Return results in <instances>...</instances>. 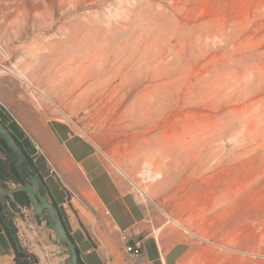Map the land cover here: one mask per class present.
Listing matches in <instances>:
<instances>
[{
    "label": "rangeland",
    "instance_id": "obj_1",
    "mask_svg": "<svg viewBox=\"0 0 264 264\" xmlns=\"http://www.w3.org/2000/svg\"><path fill=\"white\" fill-rule=\"evenodd\" d=\"M2 77L178 233L184 264H264V0H0Z\"/></svg>",
    "mask_w": 264,
    "mask_h": 264
},
{
    "label": "crops",
    "instance_id": "obj_2",
    "mask_svg": "<svg viewBox=\"0 0 264 264\" xmlns=\"http://www.w3.org/2000/svg\"><path fill=\"white\" fill-rule=\"evenodd\" d=\"M19 93L17 83L0 79V120L10 126L32 159L46 187L45 194L57 207L78 251L80 264H108L111 258L112 264H123L126 253L113 254L116 250L111 240L127 229L131 231L130 243H141L143 261L184 264L185 246L173 242L178 233L168 232L165 223L149 218L137 198L88 143L69 134L63 125L45 119L27 98L20 101ZM9 206L13 225L19 224L20 212L12 197ZM23 230L26 250L37 258L38 264L67 263L69 252L56 243L48 219L31 211ZM0 264H16L14 247L1 218Z\"/></svg>",
    "mask_w": 264,
    "mask_h": 264
},
{
    "label": "water",
    "instance_id": "obj_3",
    "mask_svg": "<svg viewBox=\"0 0 264 264\" xmlns=\"http://www.w3.org/2000/svg\"><path fill=\"white\" fill-rule=\"evenodd\" d=\"M0 148L6 153L12 154V165L23 180L22 185L9 187L2 185L0 181V218L4 226L7 228L10 238L15 244L16 250L20 251L21 245L12 223V210L9 206V198L16 193H25L29 200L33 212L43 218L49 220L50 228L55 232L56 243L64 245L68 252L69 258L66 264H78V252L70 238L65 225L60 217L57 207L49 200L45 194V185L42 179L31 173L26 164L23 149L16 142L15 137L0 120Z\"/></svg>",
    "mask_w": 264,
    "mask_h": 264
},
{
    "label": "trees",
    "instance_id": "obj_4",
    "mask_svg": "<svg viewBox=\"0 0 264 264\" xmlns=\"http://www.w3.org/2000/svg\"><path fill=\"white\" fill-rule=\"evenodd\" d=\"M6 127L9 129V131L15 137L12 130H10V126H6ZM15 140L19 144V146H21V148H22V144L18 141V139L16 137H15ZM0 152H3L5 157H6L5 161L0 159V181H1L2 185H5V186L8 184L22 185L23 180L19 177V175L15 171V169L12 165V162H11L12 161V154L10 152L6 153L1 148H0ZM23 152H24V150H23ZM24 154H25V158H26V164L29 167L31 173L40 177L39 172L36 169L32 159L25 152H24ZM45 190H46V187H45ZM12 199H13V203L20 206V207H31L30 200L25 193H16V194L12 195ZM3 229H4L6 236L9 238V240L13 244L14 260H15L16 264H38L37 258L34 255L28 253L25 249H21L20 251H17L15 246H14V242L10 238L8 230L4 226V224H3ZM78 264H80L79 256H78Z\"/></svg>",
    "mask_w": 264,
    "mask_h": 264
},
{
    "label": "built area",
    "instance_id": "obj_5",
    "mask_svg": "<svg viewBox=\"0 0 264 264\" xmlns=\"http://www.w3.org/2000/svg\"><path fill=\"white\" fill-rule=\"evenodd\" d=\"M0 159L4 161L6 160V157L3 152H0ZM31 211H33L32 207L18 206V213L20 212L19 224L13 225L16 230L21 248L23 247L25 250L27 248V241H26V234H25V231L23 230V227L25 226L28 215ZM130 236H131L130 229L123 231L120 235L121 241L123 242L124 252L132 258L138 259L141 256L142 245L140 242L131 244L129 241Z\"/></svg>",
    "mask_w": 264,
    "mask_h": 264
}]
</instances>
